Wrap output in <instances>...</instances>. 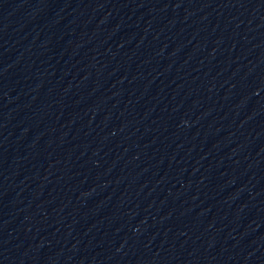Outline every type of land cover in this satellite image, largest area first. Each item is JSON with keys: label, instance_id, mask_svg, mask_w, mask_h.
Here are the masks:
<instances>
[{"label": "water", "instance_id": "1", "mask_svg": "<svg viewBox=\"0 0 264 264\" xmlns=\"http://www.w3.org/2000/svg\"><path fill=\"white\" fill-rule=\"evenodd\" d=\"M0 264H264V0H0Z\"/></svg>", "mask_w": 264, "mask_h": 264}]
</instances>
